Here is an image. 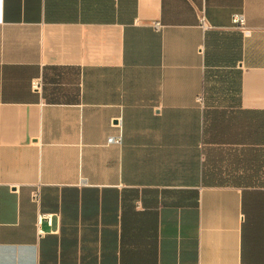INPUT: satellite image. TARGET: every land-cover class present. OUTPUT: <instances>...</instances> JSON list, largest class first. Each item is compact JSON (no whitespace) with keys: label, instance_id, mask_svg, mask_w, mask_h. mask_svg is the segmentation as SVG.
Here are the masks:
<instances>
[{"label":"crops","instance_id":"crops-1","mask_svg":"<svg viewBox=\"0 0 264 264\" xmlns=\"http://www.w3.org/2000/svg\"><path fill=\"white\" fill-rule=\"evenodd\" d=\"M0 264H264V0H0Z\"/></svg>","mask_w":264,"mask_h":264},{"label":"built area","instance_id":"built-area-1","mask_svg":"<svg viewBox=\"0 0 264 264\" xmlns=\"http://www.w3.org/2000/svg\"><path fill=\"white\" fill-rule=\"evenodd\" d=\"M231 21H232V24L234 25L235 28H237L239 31H241V33L243 34H246L248 33V30L246 28V24H245V19L243 17L242 14H234L232 15V18H231ZM154 27L159 30L162 25L159 23V22H155L154 24ZM198 26L202 29V30H206L209 28V24L208 22L206 21V18L204 16V14L201 12L199 17H198ZM30 89L36 93L40 92L41 90V80L40 78H35V79H32L30 81ZM197 102L198 103H202V95H199L197 97ZM106 143L107 144H120V135H109L107 138H106ZM32 199L35 200V201H38V191H34L32 193ZM43 217L45 219H50V215L49 214H46V215H43ZM42 219V216H38V224L39 222L41 221ZM37 232L38 234L42 233L41 230L38 228L37 229Z\"/></svg>","mask_w":264,"mask_h":264}]
</instances>
